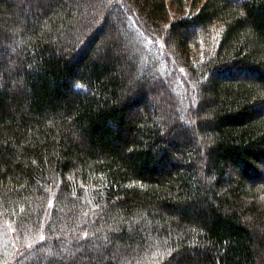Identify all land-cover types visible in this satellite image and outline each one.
I'll return each mask as SVG.
<instances>
[{"label": "trees", "instance_id": "trees-1", "mask_svg": "<svg viewBox=\"0 0 264 264\" xmlns=\"http://www.w3.org/2000/svg\"><path fill=\"white\" fill-rule=\"evenodd\" d=\"M0 264H264V0H0Z\"/></svg>", "mask_w": 264, "mask_h": 264}, {"label": "rangeland", "instance_id": "rangeland-1", "mask_svg": "<svg viewBox=\"0 0 264 264\" xmlns=\"http://www.w3.org/2000/svg\"><path fill=\"white\" fill-rule=\"evenodd\" d=\"M169 11L171 12V14H174V15H178V16H180V15H187V14H189V9H188V5H187V8L184 10V11H182V12H176V6L175 5H170L169 6ZM173 16V15H172ZM156 94H158V96H161L160 94H159V91H157L156 92ZM160 101H157V103H159ZM10 245H4V247H9Z\"/></svg>", "mask_w": 264, "mask_h": 264}, {"label": "snow or ice", "instance_id": "snow-or-ice-1", "mask_svg": "<svg viewBox=\"0 0 264 264\" xmlns=\"http://www.w3.org/2000/svg\"><path fill=\"white\" fill-rule=\"evenodd\" d=\"M42 239H43V237H42Z\"/></svg>", "mask_w": 264, "mask_h": 264}]
</instances>
